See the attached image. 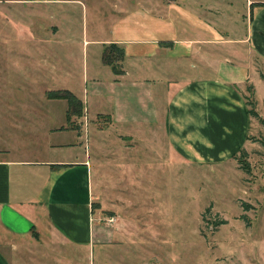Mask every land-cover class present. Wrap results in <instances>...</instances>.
I'll list each match as a JSON object with an SVG mask.
<instances>
[{
  "label": "crops",
  "instance_id": "1",
  "mask_svg": "<svg viewBox=\"0 0 264 264\" xmlns=\"http://www.w3.org/2000/svg\"><path fill=\"white\" fill-rule=\"evenodd\" d=\"M127 7L108 21L95 14L91 33L83 24L77 82L43 89L33 146L4 144L0 132V225L21 241L17 264H94L91 250L97 264H132L136 244L122 241L129 229L117 222L121 215H103L93 201L92 150L82 135L88 119L95 131L116 129L115 142L129 138L137 166L138 153H146L151 170L169 163L152 157L150 142L204 166L233 157L247 140L243 86L258 73L253 59L261 69L264 63V0H136ZM110 43L124 48L120 72L103 58ZM56 89L71 91L78 109L47 95ZM106 142L98 139V147ZM0 264L15 262L0 250Z\"/></svg>",
  "mask_w": 264,
  "mask_h": 264
},
{
  "label": "rangeland",
  "instance_id": "2",
  "mask_svg": "<svg viewBox=\"0 0 264 264\" xmlns=\"http://www.w3.org/2000/svg\"><path fill=\"white\" fill-rule=\"evenodd\" d=\"M133 1L0 0V132L9 139L4 144L34 145L35 103L46 97L43 89L72 87L77 82L85 50L83 24L91 33L95 14L107 20ZM85 4L91 8L87 16ZM256 61L252 62L258 70L251 77L254 87L252 81L244 85L243 94L252 101L248 107L261 117L250 114L244 150L224 162L187 164L150 142L152 157L169 163L166 170L154 165L151 170L145 166L146 153H138L137 166V158L128 150L129 138L123 143L113 140L117 135L113 127L95 131L92 119L82 126L92 150L95 207L100 205L103 215H121L117 222L129 229L122 241L136 244L132 264H264V63L261 71ZM71 102L77 110V99ZM5 118L10 120L3 122ZM97 121L99 125L103 120ZM104 136L106 147H98L97 140ZM146 142L139 140L140 146ZM99 172L105 173V180ZM17 243L20 239L0 225V250L15 264ZM124 256L128 258L127 253ZM92 258L97 264L91 250Z\"/></svg>",
  "mask_w": 264,
  "mask_h": 264
},
{
  "label": "trees",
  "instance_id": "3",
  "mask_svg": "<svg viewBox=\"0 0 264 264\" xmlns=\"http://www.w3.org/2000/svg\"><path fill=\"white\" fill-rule=\"evenodd\" d=\"M123 55H124V48L122 46H120V45H118L116 43H110V44L107 45V47H106V49H105V51L103 53V58H104L105 61L109 62L113 66L115 72H120L121 68H120L119 60L123 57ZM47 95L49 97L66 98L68 100V102L70 103V105L72 103L71 102L72 99H77L76 96L69 90H60V89L49 90L47 92ZM77 102H79L78 99H77ZM245 102L247 103V105L252 104V101L249 100V99H246V98H245ZM247 111H248L249 114L261 117L260 113H258L254 109V107H252V106H249L247 108ZM261 120L264 122L263 118H261ZM243 150H244L243 147H240L238 149V152L243 151ZM236 154L237 153H233L234 156ZM218 222H219L218 220L214 221L215 224H217Z\"/></svg>",
  "mask_w": 264,
  "mask_h": 264
}]
</instances>
